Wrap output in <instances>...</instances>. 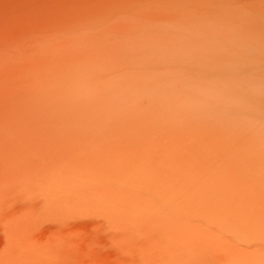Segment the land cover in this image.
Listing matches in <instances>:
<instances>
[{
  "label": "bare ground",
  "instance_id": "bare-ground-1",
  "mask_svg": "<svg viewBox=\"0 0 264 264\" xmlns=\"http://www.w3.org/2000/svg\"><path fill=\"white\" fill-rule=\"evenodd\" d=\"M242 25L220 0H0V264L264 260Z\"/></svg>",
  "mask_w": 264,
  "mask_h": 264
},
{
  "label": "rangeland",
  "instance_id": "rangeland-1",
  "mask_svg": "<svg viewBox=\"0 0 264 264\" xmlns=\"http://www.w3.org/2000/svg\"><path fill=\"white\" fill-rule=\"evenodd\" d=\"M220 2L222 3V9L228 13L231 20L237 19L242 21L243 28L240 31L244 35L242 37L240 36L237 42L240 43L242 39L247 50V55L259 67L258 70L264 81V0H220ZM197 4H201V2ZM208 5L211 6V3ZM203 20L205 23L210 22V15H204ZM238 43L234 45L238 46ZM156 245L170 249L173 243L168 240H162ZM149 246L154 247L152 245H146L144 248L147 249ZM211 248V244L207 243L200 247V251L209 254ZM168 257L169 254H167ZM254 261H256L255 264H264V260L262 259H256Z\"/></svg>",
  "mask_w": 264,
  "mask_h": 264
}]
</instances>
